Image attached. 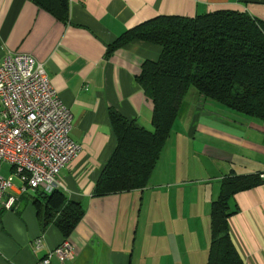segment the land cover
<instances>
[{
    "label": "crops",
    "instance_id": "1",
    "mask_svg": "<svg viewBox=\"0 0 264 264\" xmlns=\"http://www.w3.org/2000/svg\"><path fill=\"white\" fill-rule=\"evenodd\" d=\"M218 10L264 21V0H67L65 12L59 0H0V64L10 52L35 56L73 114L71 135L80 150L62 169L58 190L84 211L65 236L55 219L43 218V188L8 191L2 200L18 199L0 211V264H40L64 240L73 256L52 257L53 264L207 263L211 205L223 178L264 175V122L196 90L194 109L182 104L146 187L105 195H95V187L118 144L112 111L153 130L154 103L137 76L145 60L161 53L140 39L107 54L109 46L157 15L192 18ZM261 178L230 200L229 232L245 264H264Z\"/></svg>",
    "mask_w": 264,
    "mask_h": 264
},
{
    "label": "trees",
    "instance_id": "2",
    "mask_svg": "<svg viewBox=\"0 0 264 264\" xmlns=\"http://www.w3.org/2000/svg\"><path fill=\"white\" fill-rule=\"evenodd\" d=\"M63 12L67 0H59ZM61 19L66 20L64 16ZM134 39L161 47L156 60L142 63L138 81L154 103L149 130L112 111L118 144L95 187V195L148 185L191 88L204 99L264 122V21L245 12L218 10L183 17L157 15L127 29L110 54ZM260 175H228L211 205V245L206 264H245L229 232L232 196L262 183ZM45 193L44 220L68 236L84 211L58 189Z\"/></svg>",
    "mask_w": 264,
    "mask_h": 264
},
{
    "label": "built area",
    "instance_id": "3",
    "mask_svg": "<svg viewBox=\"0 0 264 264\" xmlns=\"http://www.w3.org/2000/svg\"><path fill=\"white\" fill-rule=\"evenodd\" d=\"M73 114L47 74L45 64L27 52H10L0 64V211L10 210L19 193L43 188L51 193L63 186L61 171L80 150L71 135ZM10 174H2L3 164ZM264 177V175H261ZM20 185H16L15 179ZM42 239L37 247H42ZM64 240L41 260L53 264L73 256Z\"/></svg>",
    "mask_w": 264,
    "mask_h": 264
},
{
    "label": "rangeland",
    "instance_id": "4",
    "mask_svg": "<svg viewBox=\"0 0 264 264\" xmlns=\"http://www.w3.org/2000/svg\"><path fill=\"white\" fill-rule=\"evenodd\" d=\"M194 91L196 92V89H194V88H191L188 91V93H187V95L185 97V101L183 103L184 107L186 106V104L191 105V110L194 109L195 103L198 100L196 98V95L193 94ZM2 166H3L2 174L5 175V176L9 175L10 174V171L8 170L9 169V165L7 163H4ZM15 181L19 182L17 178L15 179Z\"/></svg>",
    "mask_w": 264,
    "mask_h": 264
}]
</instances>
